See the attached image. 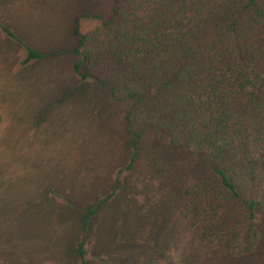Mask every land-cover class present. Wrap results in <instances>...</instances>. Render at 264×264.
<instances>
[{
	"label": "rangeland",
	"instance_id": "374dc122",
	"mask_svg": "<svg viewBox=\"0 0 264 264\" xmlns=\"http://www.w3.org/2000/svg\"><path fill=\"white\" fill-rule=\"evenodd\" d=\"M32 10V24L12 29L50 57L20 66L21 46L0 32V264H78L80 241L86 264H264L263 208L258 244L241 257L201 242L181 220L184 189L209 174L200 157L147 132L123 171L133 156L123 127L131 104L80 84L65 54L77 21L83 34L97 25L86 4L32 0ZM111 194L83 234L86 212Z\"/></svg>",
	"mask_w": 264,
	"mask_h": 264
},
{
	"label": "trees",
	"instance_id": "16d2710c",
	"mask_svg": "<svg viewBox=\"0 0 264 264\" xmlns=\"http://www.w3.org/2000/svg\"><path fill=\"white\" fill-rule=\"evenodd\" d=\"M82 2L97 25L83 34L77 21L65 54L80 84L131 104L123 127L133 156L123 171L147 132L200 157L209 174L184 189L181 220L201 242L235 257L252 253L256 210L264 209V0ZM0 32L21 46L20 66L50 57L2 23ZM112 196L86 212L83 234ZM73 253L86 264L84 242Z\"/></svg>",
	"mask_w": 264,
	"mask_h": 264
},
{
	"label": "crops",
	"instance_id": "0c3cea01",
	"mask_svg": "<svg viewBox=\"0 0 264 264\" xmlns=\"http://www.w3.org/2000/svg\"><path fill=\"white\" fill-rule=\"evenodd\" d=\"M3 5H4L3 10L1 8L2 12L0 10V23H2L5 27L11 30L13 34L17 38H19L18 35L12 29V26L15 29H17V27L21 29L23 27H27L28 24H32V15H34L35 11L38 10H32V0H14V1H9L7 4H3ZM60 5L62 6L61 3ZM2 13H4L5 15L4 14L2 15ZM11 21H13L16 24V26L12 25ZM2 37L3 39H8L4 35H2ZM12 43L15 42L12 41ZM21 52L24 53L22 49H20V53ZM30 83L32 86V81Z\"/></svg>",
	"mask_w": 264,
	"mask_h": 264
}]
</instances>
